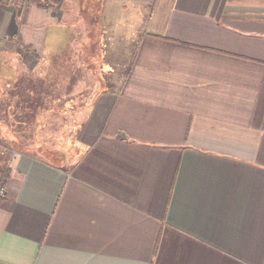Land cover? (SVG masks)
Segmentation results:
<instances>
[{
  "label": "crops",
  "instance_id": "obj_1",
  "mask_svg": "<svg viewBox=\"0 0 264 264\" xmlns=\"http://www.w3.org/2000/svg\"><path fill=\"white\" fill-rule=\"evenodd\" d=\"M94 13L109 68L58 160L38 89L73 82L0 79V264H264V0H0V52L34 72Z\"/></svg>",
  "mask_w": 264,
  "mask_h": 264
},
{
  "label": "rangeland",
  "instance_id": "obj_2",
  "mask_svg": "<svg viewBox=\"0 0 264 264\" xmlns=\"http://www.w3.org/2000/svg\"><path fill=\"white\" fill-rule=\"evenodd\" d=\"M92 1H97V0H92ZM99 16L101 17V15ZM89 18L90 19L88 20V23L85 24L87 26L85 27L86 28L85 30L82 29V26L75 24L79 28L78 31L84 30L83 33H81V37L79 39L77 38L75 43L80 47L81 45L80 40L87 38V36L89 35H87L86 33L89 31H91V34L93 37L92 38L93 43L89 44L90 39L88 38L86 39V43L91 46H86L84 47L83 50L80 49L81 54L78 53L79 49L77 45L72 46V49H71L72 51L71 53H69L70 61L73 59L77 60L81 58L80 63L83 69H85L86 71L85 76L78 77V75H76L77 74L76 68H75L76 66L67 65L66 60L61 62V56H62L61 55L59 56L60 62H58L57 65L54 66L53 68L47 70L49 77L48 78L46 77L45 79L46 81L56 80L57 81L56 85H59L62 82L61 78H63L65 79L66 83L70 84V81H72L75 87L69 90L67 88L66 89L61 88V90L54 89L52 92H49V93H45L43 91L39 92V101H38L39 102V114H38L39 115V127H38L39 128V139H38L39 142L42 143L43 145H47V143L43 140H49V138L51 137H52V140L56 139L58 137L59 130H60L59 135H63L64 133H67V135L64 136L61 142L57 144L53 143L51 145L44 146L45 148L44 153L49 155L48 156L49 160L59 159L58 155L56 154V148H58L59 146L68 145L69 147H71L73 139L75 137L76 128L78 127L77 125L78 124L80 125L81 121L84 118L83 115L87 112L86 107H81L80 109L78 108L76 109L75 112H73V114H75V116L73 117L71 107H73L74 109L75 105H77L78 102L77 104H75V101H73L74 99L71 96L72 91L76 90V93L80 94L79 97H77L78 95L76 96V98H78L77 101L84 99L86 96H88L89 91L91 92V94H93L95 92L94 89H97V85H94L93 83L94 82L98 83L99 86L103 85L104 80L101 78V75H103L104 71L108 70L109 68V65L106 64V62H104V59H103L104 58L103 52L105 48L102 45L103 38L101 37L102 34L104 33L103 24L104 26H106L108 22L101 24L100 18L95 13L92 14V16H90ZM134 22L135 20L133 21V23H125L126 25H130V27L129 28L126 27V29L131 30L132 26L133 27L134 25L139 26V24H141V22H135V23ZM116 25L121 27V30H118L119 33L122 32L123 29H125L123 23H117ZM123 33H126V32L124 31ZM128 35H129V32H128ZM131 38H132L131 48L133 49L135 46L136 37L132 36ZM37 58H38L37 64L39 65V56ZM42 58L47 64H51L55 60V58H49L48 60H45V55H43ZM46 63H44L43 65H45ZM74 63L75 65H77L76 62ZM23 64H24L23 60L21 59V56L19 53H17L14 50L13 51L2 50L0 52V79H4V81H8V80L9 81H35L34 76L37 75L36 72L39 70V66L35 68L34 72H29L27 71V68H25V65ZM128 64L129 63L125 64L123 62L121 66L127 67ZM54 69L55 71L53 72ZM37 78L38 77L36 76V79ZM42 78L43 77H41V79ZM95 79L96 81H94ZM17 89L18 87L12 86L11 90L7 92V95H12L13 102L17 98V94H16V92L18 91ZM57 92H60V94H62L61 97H69V101L67 102L70 105L69 110L62 111L59 113V116L61 115V117L64 118V119L62 118L63 121L61 123H60L61 119L57 115L55 110H58L57 107H61L60 105L63 106V104H67V103L66 102L59 103L57 102L58 101L57 99L55 101H52V99L51 100L48 99V101L45 100V102H43V99L45 98H51L53 96H56ZM13 102H11L12 105H14ZM11 114H12L11 116L17 118L18 110L12 111ZM30 115L31 113L29 112L27 117H24L23 119L24 121L27 122L26 124L27 128L30 127V122L33 120L32 118H30ZM52 140L50 139V141ZM48 146H50L51 149L47 150ZM3 153L5 152L0 149V164L4 160Z\"/></svg>",
  "mask_w": 264,
  "mask_h": 264
},
{
  "label": "trees",
  "instance_id": "obj_3",
  "mask_svg": "<svg viewBox=\"0 0 264 264\" xmlns=\"http://www.w3.org/2000/svg\"><path fill=\"white\" fill-rule=\"evenodd\" d=\"M1 1H3V2H12V1H15V0H1ZM26 1H31V2H35L37 5H40V6H47V3H48V1H54V0H26ZM34 53V52H33ZM35 54V56L36 57H38L39 55L38 54H36V53H34ZM61 56V55H60ZM55 58V60L53 61V63H51V64H45V65H43V66H39V72L37 71L36 73H37V75H35L34 76V78H35V81H46V77L48 78L49 77V74H47V75H44V76H41V77H43L42 79H41V77H40V73H44V72H46L47 70H49V69H51V68H53L54 66H56L57 65V63L58 62H60V60H59V56H56V57H54ZM66 60V64L67 65H73V66H76L75 68H76V72H77V74L76 75H78V77H83L84 76V70H83V67H82V65H75V63H74V61L73 60H71L70 61V56H69V54H68V52L67 53H65V54H63L62 56H61V62L62 61H65ZM65 64V65H66ZM75 75V76H76ZM36 76L38 77L37 79H36ZM52 80V79H51ZM47 81H49V80H47ZM52 81H56V80H52ZM52 83H54V82H52ZM50 87H47L46 88V86H41V85H39V92L40 91H43V92H45V93H49V92H51V89H49ZM70 89L72 88V87H69ZM46 90H48L49 92H47ZM43 102H45V99H43Z\"/></svg>",
  "mask_w": 264,
  "mask_h": 264
}]
</instances>
